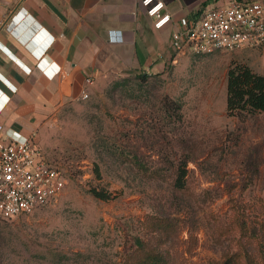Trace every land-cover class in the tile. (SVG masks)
Returning a JSON list of instances; mask_svg holds the SVG:
<instances>
[{
    "label": "rangeland",
    "instance_id": "374dc122",
    "mask_svg": "<svg viewBox=\"0 0 264 264\" xmlns=\"http://www.w3.org/2000/svg\"><path fill=\"white\" fill-rule=\"evenodd\" d=\"M177 61L147 82L108 77L35 132L66 187L57 204L0 220V264H126L136 237L171 264H215L236 249L235 237L216 241L213 224H229L239 208L262 214L264 115L227 116L226 73L243 64L264 75V47ZM165 98L179 105L181 123L162 110ZM178 159L187 161L183 192L172 186ZM148 217L174 219L177 233H149Z\"/></svg>",
    "mask_w": 264,
    "mask_h": 264
},
{
    "label": "crops",
    "instance_id": "0c3cea01",
    "mask_svg": "<svg viewBox=\"0 0 264 264\" xmlns=\"http://www.w3.org/2000/svg\"><path fill=\"white\" fill-rule=\"evenodd\" d=\"M229 1L162 0L171 22L156 30L139 0H0V126L36 134L81 78L89 90L112 76L165 72L180 19Z\"/></svg>",
    "mask_w": 264,
    "mask_h": 264
},
{
    "label": "built area",
    "instance_id": "2783aa9c",
    "mask_svg": "<svg viewBox=\"0 0 264 264\" xmlns=\"http://www.w3.org/2000/svg\"><path fill=\"white\" fill-rule=\"evenodd\" d=\"M156 30L171 22L162 0H139ZM122 41L121 33L119 42ZM177 58L211 56L264 47V4L230 0L198 17L180 19L170 39ZM76 84V83H75ZM90 79L81 78L71 101L86 100ZM35 134L18 137L0 126V216L16 219L45 209L63 196L66 179L59 168L49 164L37 147Z\"/></svg>",
    "mask_w": 264,
    "mask_h": 264
},
{
    "label": "trees",
    "instance_id": "16d2710c",
    "mask_svg": "<svg viewBox=\"0 0 264 264\" xmlns=\"http://www.w3.org/2000/svg\"><path fill=\"white\" fill-rule=\"evenodd\" d=\"M133 75H138L141 81L147 82L149 77L159 74L138 73L129 76ZM120 77H124L122 79L128 78ZM86 91L88 92V87ZM162 110L176 123L182 122L181 110L177 103L165 98L162 102ZM225 111L228 117H235L242 123L257 115H264V75L254 73L246 65L231 64L226 73ZM139 157L140 155L135 152L134 158L138 166L141 164ZM49 164L51 163L49 162ZM186 166L187 161L180 159L177 160L176 164L171 165L175 171L172 186L178 192H183L186 187ZM96 173L98 176V171ZM90 193L99 200L110 198L108 192L91 189ZM256 210L262 214L257 217L253 215V219L246 214L244 208H239L236 210V216L229 221L230 225L224 224L219 228L215 225L218 222L213 224L215 233L218 232L215 234L216 241L228 236L236 238L234 239L236 249L226 253L223 259L215 264H264V202L260 201L256 205ZM0 220L6 222L12 219H4L0 216ZM145 222H148L149 233L151 234L157 233L161 237L171 238L177 233V225L174 219L148 217ZM1 229L0 226V231ZM1 241L0 232V245ZM170 261L163 252L150 246L139 237L135 238L134 244L125 255L126 264H171Z\"/></svg>",
    "mask_w": 264,
    "mask_h": 264
}]
</instances>
